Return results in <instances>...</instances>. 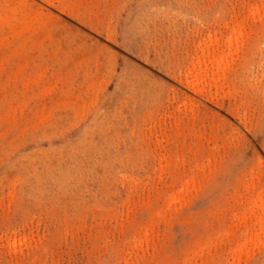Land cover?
Returning a JSON list of instances; mask_svg holds the SVG:
<instances>
[{"label":"rangeland","instance_id":"374dc122","mask_svg":"<svg viewBox=\"0 0 264 264\" xmlns=\"http://www.w3.org/2000/svg\"><path fill=\"white\" fill-rule=\"evenodd\" d=\"M0 264H264V0H0Z\"/></svg>","mask_w":264,"mask_h":264},{"label":"bare ground","instance_id":"6f19581e","mask_svg":"<svg viewBox=\"0 0 264 264\" xmlns=\"http://www.w3.org/2000/svg\"><path fill=\"white\" fill-rule=\"evenodd\" d=\"M175 198V197H174ZM260 220V219H259Z\"/></svg>","mask_w":264,"mask_h":264}]
</instances>
